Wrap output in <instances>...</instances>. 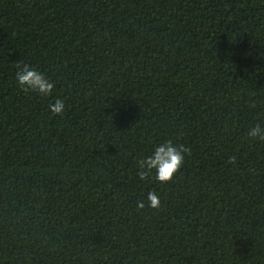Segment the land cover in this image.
Here are the masks:
<instances>
[{
  "label": "trees",
  "instance_id": "obj_1",
  "mask_svg": "<svg viewBox=\"0 0 264 264\" xmlns=\"http://www.w3.org/2000/svg\"><path fill=\"white\" fill-rule=\"evenodd\" d=\"M257 123L264 0H0V264H264ZM164 140L183 166L142 180Z\"/></svg>",
  "mask_w": 264,
  "mask_h": 264
},
{
  "label": "clouds",
  "instance_id": "obj_2",
  "mask_svg": "<svg viewBox=\"0 0 264 264\" xmlns=\"http://www.w3.org/2000/svg\"><path fill=\"white\" fill-rule=\"evenodd\" d=\"M15 78L21 89L25 91L35 92L44 97L51 95L53 82L33 66L24 64L22 67H18ZM64 109L63 99H56L48 106V110L54 115L63 116ZM247 136L249 139L264 140V129L257 123L249 128ZM186 152L187 149L184 145L174 144L171 140H164L156 144L149 154L137 161L139 177L143 180L152 175L160 183L172 180L174 174L183 166ZM229 162L234 164L235 157H229ZM144 199L148 202L149 207L160 206L159 194L154 190H149ZM138 207H144V202H138Z\"/></svg>",
  "mask_w": 264,
  "mask_h": 264
}]
</instances>
